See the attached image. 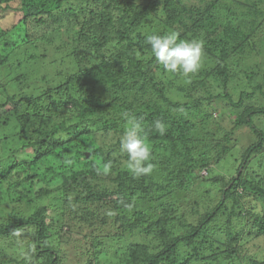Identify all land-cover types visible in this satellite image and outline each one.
Listing matches in <instances>:
<instances>
[{"label": "trees", "instance_id": "1", "mask_svg": "<svg viewBox=\"0 0 264 264\" xmlns=\"http://www.w3.org/2000/svg\"><path fill=\"white\" fill-rule=\"evenodd\" d=\"M5 11L18 17L0 28V66L27 52L31 70L0 84V146L17 141L0 154V186L31 213L12 206L1 220L0 264H62L66 251L72 264H264L260 246H245L264 237V128L253 118L264 105L245 103L264 97V67H247L264 0H0ZM173 32L203 41L192 78L170 76L147 43ZM66 58L63 73L55 64ZM239 86L234 99L228 88ZM125 113L142 123L150 175L122 167ZM241 127L255 140L224 166ZM109 161L110 173L98 174ZM195 182L215 190V203L184 211Z\"/></svg>", "mask_w": 264, "mask_h": 264}, {"label": "rangeland", "instance_id": "2", "mask_svg": "<svg viewBox=\"0 0 264 264\" xmlns=\"http://www.w3.org/2000/svg\"><path fill=\"white\" fill-rule=\"evenodd\" d=\"M4 15L2 17H0V28H6L8 26H10L12 23H16L17 22V14H14L12 11H5L3 12ZM254 43L257 47V51H252L250 53V57L249 60L247 62H249V64H247V67L249 69V67H253L254 69H256L257 67H259L260 72H262L263 67H264V22L263 24L260 25L257 33L255 34L254 38ZM235 54L230 55L231 56V60L235 59ZM18 59V61L22 62V67H14L12 66V62H16V60ZM58 66V67H57ZM67 58L64 59L63 61L59 60L56 64L55 67H57L56 69L61 68L60 72L63 71V73H65V71L67 70ZM201 68V67H200ZM31 70V60L30 58H28V54L27 52H25V55H17L16 57H12L11 61L9 63H5L2 66H0V84L2 85H7L8 88H10V83L9 80H11L12 78H14L15 76L19 75L20 73H27L29 74ZM57 72V71H56ZM174 74H178L177 73H172L170 72V76L172 75L174 77ZM190 77L192 78V73L189 74ZM168 78V77H167ZM169 79V78H168ZM45 81H42V83H44ZM238 82V81H236ZM14 84V83H13ZM50 84V83H49ZM245 87V90L250 92V88H248L246 85H243L242 88ZM240 86L237 89H232V88H228V91L233 95L234 99H237L238 96V90H239ZM2 88L0 87V90ZM217 89H214V92L216 93ZM221 91V90H220ZM178 98L176 99H180L181 102L186 101V99L183 98V94H180L177 96ZM213 106H215V108L212 111L213 116H216L218 119L223 118L222 121V125L220 126L221 129L225 130L227 128L230 127V124L227 122V120H225V116L222 115V113L224 112V109L220 106V104H217L216 102L219 101L217 98H215L213 100ZM245 103H250V104H256V105H264V97L262 95H260L259 92H256V96H254L252 99H250L249 101H246ZM254 118V123L257 124V126L264 128V115H260L258 117H253ZM260 118V119H259ZM194 119V118H193ZM7 130V129H5ZM223 130H221L223 132ZM232 141L230 142V144H233V147L231 148V152L230 155L228 156L227 159L220 164H223L224 166H228L231 162H233V159H237V156L239 154V152L243 149H245L247 147V144L253 142L255 140V136L252 134L251 130L247 127H241V128H237L234 131V134L232 135ZM109 140V139H108ZM5 143V142H3ZM1 144V143H0ZM17 144V141H12L10 143H6L4 145L0 146V154L2 155H7V153L9 152L10 149H12L15 145ZM14 149V148H13ZM85 152V156L89 157L90 152L84 151ZM74 150H70L68 152L67 158L71 160V158L74 156ZM126 161V160H124ZM238 163V161H237ZM55 164L51 163L50 161H47L45 164V167L47 166H53ZM127 166L126 164H123L122 167ZM220 170V169H219ZM50 175V171L47 172V176L49 177ZM202 176H200V179L203 178L206 179V174L201 173ZM11 179H8V181H10ZM202 180V182H203ZM58 183V180L56 179L55 182H53V184L49 185V188L53 187L54 184L56 185ZM197 182H195L193 184V187L190 189V191H187V195L186 197H184L182 204L185 206L183 207L184 211H186L187 209H189V203L194 202V204L192 205L195 208H199V205H209V203H211V205H214L215 202H211L212 199L214 198L216 192L213 188L206 186V188L202 187V186H197L194 187V185ZM202 185V184H201ZM7 181L3 180L1 186H0V222L2 219H4L5 217L7 218L10 214V212L12 211V206H14L16 209H20L22 211H26L27 213H31V209L26 208V205L22 202L20 203H16L14 205H11L8 203L9 199V195L11 194V189H8L7 187ZM37 189V187H36ZM54 192L49 194V197L44 198L41 200L42 203H50L52 202V196L57 193L58 191H56L55 189L53 190ZM204 191H207V193H202ZM54 199V198H53ZM188 204V205H187ZM260 203H258L259 205ZM228 210L229 208H225L222 211H225V213H223V215H227L228 214ZM189 219V218H188ZM223 221V218L217 223V225ZM210 225L212 226V224L210 223ZM245 246L248 247L251 250H254L253 248L258 249V247L260 246L257 254H255V256L262 258L264 257V237L262 238H250L249 240H247L245 242ZM258 246V247H257ZM73 260V255L69 252L66 251L64 254H62L61 256V261L62 264H72Z\"/></svg>", "mask_w": 264, "mask_h": 264}, {"label": "clouds", "instance_id": "3", "mask_svg": "<svg viewBox=\"0 0 264 264\" xmlns=\"http://www.w3.org/2000/svg\"><path fill=\"white\" fill-rule=\"evenodd\" d=\"M146 39L156 62L166 71L181 72L185 76L198 71L203 52L202 40H178V34L174 32L165 35L153 34ZM124 116L129 127L119 138V146L121 152L127 154V168L134 178L150 175L154 165L151 162L150 146L142 135V123L129 113H125ZM154 127L160 134L166 131L164 124L159 120L154 122ZM111 168L112 163L109 161L103 165L102 169L98 168L97 172L107 175ZM201 173L207 175L206 170ZM21 234L19 230L14 231L16 236Z\"/></svg>", "mask_w": 264, "mask_h": 264}, {"label": "bare ground", "instance_id": "4", "mask_svg": "<svg viewBox=\"0 0 264 264\" xmlns=\"http://www.w3.org/2000/svg\"><path fill=\"white\" fill-rule=\"evenodd\" d=\"M146 57V56H145ZM151 57H153V56H151ZM147 64V63H146Z\"/></svg>", "mask_w": 264, "mask_h": 264}]
</instances>
